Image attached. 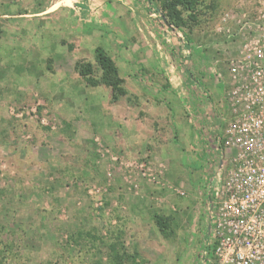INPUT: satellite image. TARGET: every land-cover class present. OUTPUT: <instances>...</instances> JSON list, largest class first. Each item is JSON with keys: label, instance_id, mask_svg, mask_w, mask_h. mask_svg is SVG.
<instances>
[{"label": "rangeland", "instance_id": "1", "mask_svg": "<svg viewBox=\"0 0 264 264\" xmlns=\"http://www.w3.org/2000/svg\"><path fill=\"white\" fill-rule=\"evenodd\" d=\"M53 1L0 0V264H191L197 250L188 245L183 205L209 176L188 163L187 147L144 149L139 138L148 133L144 98L180 76L172 32L144 0H109L113 8L103 9L71 0V14L41 11ZM204 1L214 7L189 32V74L204 84L227 81L241 45L228 36L264 20V0ZM99 45L128 89L116 102L75 70L90 61L99 76ZM157 214L169 221L166 234Z\"/></svg>", "mask_w": 264, "mask_h": 264}, {"label": "built area", "instance_id": "2", "mask_svg": "<svg viewBox=\"0 0 264 264\" xmlns=\"http://www.w3.org/2000/svg\"><path fill=\"white\" fill-rule=\"evenodd\" d=\"M239 31L228 59V116L220 138L225 177L208 204L210 248L204 264H264V20ZM145 175V174H144Z\"/></svg>", "mask_w": 264, "mask_h": 264}, {"label": "crops", "instance_id": "3", "mask_svg": "<svg viewBox=\"0 0 264 264\" xmlns=\"http://www.w3.org/2000/svg\"><path fill=\"white\" fill-rule=\"evenodd\" d=\"M96 2L101 4V9L113 8V3L109 0H96ZM143 5L145 6V0ZM74 7L71 0H55L53 4L47 3L44 10L41 11L62 10L71 14ZM101 9L98 11H101ZM24 14L26 15V13ZM152 29H155L154 23ZM158 37H161V35L158 34ZM215 64L218 65L215 60L210 61V72H215L217 66ZM180 66L181 72L177 81L168 79L162 81L161 84H155L158 85L157 88L160 91L150 90L149 96L144 98V118L149 120L148 126L145 127L148 133H143L142 138L138 137L142 139L144 149L146 146L150 148L187 147L192 152L189 158L184 156L189 160L188 163L190 165L195 164L202 170L204 176H209V186L205 191L196 188L193 193H190L188 199L185 202L183 201V211L185 214L187 213L186 216L189 217L190 223V233L187 234L190 236L191 241L190 243L186 242L190 247L191 244L194 247L196 246L197 250L194 253L196 258L191 259V264H202V254L210 248L208 204L213 196L214 189L220 184L226 166V161H222L221 158L217 159V154L220 153L223 156V146L220 138L223 136L225 120L229 118L224 95H226L230 83L229 80H223V82L214 80L207 84L195 81L190 76V71L182 64V61ZM150 70L154 72L153 69ZM184 78L187 80L186 83L183 81ZM224 82L226 85L222 87ZM205 87L210 88V91L204 93L197 90L198 88L205 89ZM218 87L221 89H218ZM130 125L128 132L134 137L138 132L135 130L134 123H130ZM133 139H138L137 135ZM133 144L134 142H132ZM175 151L177 150L175 149ZM212 152H214V155L210 160V153ZM176 157H179V159L184 158L180 154H177ZM210 168L212 171L214 170L213 184H210V181H212V179L210 180ZM195 187L197 186L193 188ZM133 209L139 212V203L134 204ZM184 231L183 229L182 232Z\"/></svg>", "mask_w": 264, "mask_h": 264}, {"label": "trees", "instance_id": "4", "mask_svg": "<svg viewBox=\"0 0 264 264\" xmlns=\"http://www.w3.org/2000/svg\"><path fill=\"white\" fill-rule=\"evenodd\" d=\"M145 7L148 11H155L161 14L162 21L167 24L172 32V38L177 50L181 51L182 64L190 70L191 37L189 32L193 26L201 21L203 15L214 7V4L207 5L204 0H145ZM166 16V21L162 16ZM185 29H188L186 31ZM182 33V45L177 38V32ZM96 64L100 70L99 76L95 75L94 64L90 61L79 60L75 63V70L84 79L89 86H105L111 92L113 102L128 94L125 86V79L120 73V68L114 58L102 46H96L94 49ZM155 221L163 234H166L169 228V221L162 215H156ZM202 264L203 261H202Z\"/></svg>", "mask_w": 264, "mask_h": 264}, {"label": "water", "instance_id": "5", "mask_svg": "<svg viewBox=\"0 0 264 264\" xmlns=\"http://www.w3.org/2000/svg\"><path fill=\"white\" fill-rule=\"evenodd\" d=\"M162 17H163V19L166 21V16L163 15Z\"/></svg>", "mask_w": 264, "mask_h": 264}]
</instances>
